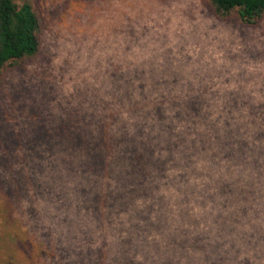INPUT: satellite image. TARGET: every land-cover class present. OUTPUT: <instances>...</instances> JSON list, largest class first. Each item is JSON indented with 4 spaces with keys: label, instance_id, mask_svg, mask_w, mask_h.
Returning a JSON list of instances; mask_svg holds the SVG:
<instances>
[{
    "label": "trees",
    "instance_id": "obj_1",
    "mask_svg": "<svg viewBox=\"0 0 264 264\" xmlns=\"http://www.w3.org/2000/svg\"><path fill=\"white\" fill-rule=\"evenodd\" d=\"M201 1L221 21L264 18V0ZM42 29L36 0H0V84L36 56ZM123 65L126 72L112 65L105 97L95 93L91 110L82 106L78 121L67 118L50 135L58 147L39 151L43 162L0 163V264H174L194 229L224 221L231 232L238 223L227 209L233 215L264 180V124L251 137L235 124L248 118L233 114L261 106L232 99L223 117L199 95L204 88L183 86L196 92L191 99L165 96L178 86L125 81L144 72Z\"/></svg>",
    "mask_w": 264,
    "mask_h": 264
},
{
    "label": "rangeland",
    "instance_id": "obj_2",
    "mask_svg": "<svg viewBox=\"0 0 264 264\" xmlns=\"http://www.w3.org/2000/svg\"><path fill=\"white\" fill-rule=\"evenodd\" d=\"M36 2L43 25L40 50L6 71L0 84V163L43 162L46 154L37 153L51 143L58 147L59 137L50 135L59 133L62 122L73 116L78 121L82 106L91 110L95 93L105 97L114 64L144 72L139 78L125 74V81L175 83L165 96L191 99L196 92L183 86L204 88L199 95L215 102L223 117L232 99L260 105V113L247 106L233 114L254 121L235 120L251 137L264 124V18L256 25L221 21L201 0ZM260 183L255 196L235 202L233 215L227 209L238 222L231 232L224 221L202 224L190 233L188 253L174 264H264V180ZM38 258L15 264H63L60 258Z\"/></svg>",
    "mask_w": 264,
    "mask_h": 264
}]
</instances>
